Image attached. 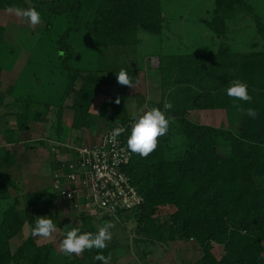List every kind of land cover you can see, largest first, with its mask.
<instances>
[{"label":"trees","instance_id":"1","mask_svg":"<svg viewBox=\"0 0 264 264\" xmlns=\"http://www.w3.org/2000/svg\"><path fill=\"white\" fill-rule=\"evenodd\" d=\"M21 1L0 0V10H11L15 2ZM31 2L30 15L45 22L35 47H44L52 57L61 81L49 89L43 109L30 108L37 100L30 91L32 84L23 93L30 101L17 112L6 111L0 116L14 115L19 132L28 131L29 121L42 123L45 130L50 121L47 115L56 108L51 128L60 133L63 103L72 94L71 128L93 127V99L104 93L105 86L126 90L138 81L139 69L137 65L108 69L90 57L97 54L102 58L107 49L116 54L137 45L140 31L161 35L164 16L160 0ZM237 8L252 10L245 0H214L205 21L214 37L221 38L226 33L227 19ZM255 18L264 39V22L258 15ZM3 32L0 26V41ZM157 69L162 97L150 105L160 116L158 128L145 131L116 100L108 104L105 116L107 130L118 122L125 126L123 140L131 156L124 170L144 197L138 209L136 241L194 240L202 256L192 264H264V49L238 52L221 42L216 50L197 56L161 54ZM35 85L38 86L36 82ZM0 96L3 103L4 95ZM21 100L22 96L15 97L13 104ZM215 109L226 110L228 117L241 114L237 133L196 124L187 117L190 110ZM8 132L13 134L5 130L11 136ZM22 144V151L21 144L6 150L0 169L1 162L13 165L31 161L23 152L30 147ZM11 187L12 182L3 180L0 174V264H84L75 254L61 256L49 245H35L31 238L37 233V224L35 214L29 212L41 205L48 211L56 200L55 190L39 189L10 197ZM21 197L23 210L18 209ZM162 206L175 208L164 223L154 217ZM80 215L85 223L87 215ZM25 217L30 238L12 251L10 241L21 230ZM105 220L107 216L101 218ZM63 225L60 222L59 226ZM113 248L111 241L98 244L94 264H109ZM216 248L221 249L219 255L215 254ZM83 252L88 254L86 249Z\"/></svg>","mask_w":264,"mask_h":264},{"label":"rangeland","instance_id":"2","mask_svg":"<svg viewBox=\"0 0 264 264\" xmlns=\"http://www.w3.org/2000/svg\"><path fill=\"white\" fill-rule=\"evenodd\" d=\"M245 1L252 6V10L237 8L227 19L226 33L221 38H217L213 36L205 23L214 7V0H160L164 16V29L161 35L156 36L140 31L137 45L127 47L116 54L112 49H107L103 52L102 58H99L97 54L90 57L94 63L98 61L102 64L103 62L108 69L119 70L125 65H137L139 69L138 81L129 85L126 90L105 86L104 93H99L93 99L90 105L91 116L95 119L93 127L82 130L71 128L72 94H68L63 103V128L60 133L56 132L55 128H51L52 122L54 127L53 112L57 110L56 108H52L47 115L50 123L47 122L45 130L42 123L29 121L28 131L19 132L14 115L0 116V159L3 158L6 147H10L7 144L9 141L20 143V140H25L30 148L23 152L31 161L39 162L33 168L28 167L29 172L25 176L29 175L31 178L23 179L18 174L8 171L7 168L0 169L1 178L12 182L8 195L22 196L23 193L39 189L54 190L51 176L54 170L52 172L51 163L56 160L55 153L63 148L64 152L56 155L62 157L63 153L69 152L64 150L69 148L65 147L66 145L89 144L86 138L94 140L96 136L104 135L107 131L105 116L108 104L113 100L124 105L128 116L141 124L145 131L158 128L161 125L160 116L154 111L150 102H159L162 97L161 74L157 69L159 55L197 56L216 50L221 42L238 52L263 50L264 39L255 26V16H260L264 22V0ZM32 5L31 0H22L15 2L11 10H0V26L4 28L0 41V93L4 95L3 103H0V113L17 112L18 109H22L26 102L30 101L23 93L27 92L32 84L33 88L30 91L35 93L37 100L35 104L30 105V108L43 109V104L48 101L44 98L48 95L49 89L61 81L60 70L55 68L52 57H48L44 47L37 49L35 47L43 35L45 22L30 15ZM200 65L205 63L202 62ZM102 73L105 74V71ZM51 81L52 86H50ZM15 84H17L16 89L9 94L10 88ZM76 85L78 87L79 82ZM18 96H22L23 102L14 105L13 101ZM240 116L239 113L228 117L224 109L190 110L187 113V117L196 124L224 127L233 133H237L240 127ZM9 125L19 132H16L18 135L5 134V130L11 129ZM49 138L52 141H48ZM1 164L4 163L1 162ZM19 200L18 209L23 210L22 197ZM174 210L173 206L159 207L154 217L158 219V222L164 223ZM29 213L35 214L37 224V233L31 237L35 245H49L52 247V252L61 256L75 254L84 264H94L96 260L94 249L102 241H111L114 244L112 256L108 260L109 264H192L202 256L194 240H170L167 243L136 241L139 236L135 229L138 224V210L116 216L99 211L86 216L84 223L79 212L74 211L56 196V200L49 206L48 211L41 205ZM103 216L108 217V226L103 225L101 221ZM24 220L21 230L10 241L12 251L27 243L30 238L26 217ZM60 222L64 224L62 227L59 226ZM84 249L88 251V254L84 255ZM220 250L216 248L215 254L219 255Z\"/></svg>","mask_w":264,"mask_h":264},{"label":"built area","instance_id":"3","mask_svg":"<svg viewBox=\"0 0 264 264\" xmlns=\"http://www.w3.org/2000/svg\"><path fill=\"white\" fill-rule=\"evenodd\" d=\"M124 132L125 126L118 122L96 143L66 145L70 153L56 160L54 190L79 214L102 211L116 216L143 205L144 197L124 170L131 156Z\"/></svg>","mask_w":264,"mask_h":264},{"label":"crops","instance_id":"4","mask_svg":"<svg viewBox=\"0 0 264 264\" xmlns=\"http://www.w3.org/2000/svg\"><path fill=\"white\" fill-rule=\"evenodd\" d=\"M64 120V122H65V124H66V121H65V118L63 119ZM12 125H9V127H11ZM14 126V125H13ZM107 129V128H106ZM8 130H12V132H13V134H15V135H18V134H16V129L14 128V127H11V129H8ZM4 131V130H3ZM9 134H11L10 132H8ZM17 133H19V132H17ZM103 135H100V136H96L95 138L96 139H94V140H91L90 138H86L87 140H88V142H89V144H93V143H96V142H98L99 140H100V138L102 137ZM19 140V139H18ZM48 141H52V139L51 138H49L48 139ZM17 142V141H16ZM16 142H8L7 144L10 146V147H6V150H11V147L13 146V145H15V144H17V145H20V150L22 151L23 150V144L22 143H26V141L24 140H20V143H16ZM19 142V141H18ZM73 146H75V145H73ZM61 148V147H60ZM63 149V148H62ZM62 149H60V150H58L57 151V153H55V157H56V160L58 159V157L59 156H56V155H59L58 153H60L61 154V152H64ZM64 150H65V148H64ZM6 152V151H5ZM64 154V153H63ZM4 156V155H3ZM2 156V157H3ZM1 157V158H2ZM56 160L55 161H52V172H53V170L56 168ZM0 161H1V159H0ZM39 164V162H37V160L36 161H30L29 163H22V164H13V165H8V164H3V165H1V168H7L8 169V171L10 170V172H12V173H16V174H18V176L19 177H21V178H23V179H25V178H31V176L29 177V175L28 176H25V174L26 173H28L29 172V166H31V168H33L34 166H37ZM40 165H41V163H40ZM42 167V166H41ZM38 176H39V174H38ZM52 176V175H51ZM36 177V176H35ZM16 188H17V186H16Z\"/></svg>","mask_w":264,"mask_h":264},{"label":"water","instance_id":"5","mask_svg":"<svg viewBox=\"0 0 264 264\" xmlns=\"http://www.w3.org/2000/svg\"><path fill=\"white\" fill-rule=\"evenodd\" d=\"M29 10V9H28ZM27 10V12H28ZM204 68L206 67L205 65H202ZM104 226H108L109 225V222L107 220L103 221L102 222Z\"/></svg>","mask_w":264,"mask_h":264}]
</instances>
